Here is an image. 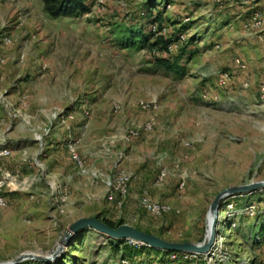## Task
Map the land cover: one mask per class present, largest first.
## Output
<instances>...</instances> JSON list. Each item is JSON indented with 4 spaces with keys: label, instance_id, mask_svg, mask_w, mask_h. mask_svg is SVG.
Segmentation results:
<instances>
[{
    "label": "rangeland",
    "instance_id": "rangeland-1",
    "mask_svg": "<svg viewBox=\"0 0 264 264\" xmlns=\"http://www.w3.org/2000/svg\"><path fill=\"white\" fill-rule=\"evenodd\" d=\"M87 6L77 17L51 18L41 0H0V148L11 151L0 158V177L15 179L0 192V263L22 253L49 257L68 224L96 213L169 241L199 243L220 191L264 180V0ZM158 12L160 33L178 35L158 55L182 56V77L152 70V52L118 45L117 26L155 31ZM58 123L67 133L74 128L73 141L63 143L75 177L52 175L42 159L45 129ZM162 168L168 174L159 181ZM25 169L36 173L35 187L21 177ZM121 172L130 183L117 206L112 199L120 196L109 199L105 175ZM143 192L178 213L152 216L139 206ZM250 193L262 201L254 216L240 215L229 228L218 225V213L212 264H261L264 242L253 226L264 220V189ZM124 256L129 264H166L159 252L121 246L117 253L90 229L54 260L14 264H122Z\"/></svg>",
    "mask_w": 264,
    "mask_h": 264
},
{
    "label": "trees",
    "instance_id": "trees-1",
    "mask_svg": "<svg viewBox=\"0 0 264 264\" xmlns=\"http://www.w3.org/2000/svg\"><path fill=\"white\" fill-rule=\"evenodd\" d=\"M41 2L43 12L51 18L77 17L89 10L87 6V0H41ZM162 20L163 18L159 14V12L156 13L153 16L152 21L155 25H157V28L155 31L149 32H144L142 29L132 26H117L118 45L122 48H135L137 50L146 49L154 54L152 60L149 61V65L151 66L152 70H160L165 73H171L177 75L178 77H182L184 75V68H182V66L179 64V60L182 56L164 57L158 55V53L161 52L169 53L170 46L178 37V35H176V32H173L169 36H164L160 33L162 30ZM183 51L184 50L181 49L179 55H183ZM227 200H234V197L229 196L221 200L220 210H222L224 202ZM259 203L260 202L258 201L255 202V204L257 205V212L259 210ZM94 216L111 227H116L123 223L121 219L115 222L111 221L110 219L104 217L101 213H97ZM136 228L139 229L138 227ZM145 232L150 233L149 231ZM254 234H256V237L258 238V242L264 241V222L258 223ZM107 240L110 246L117 253L119 252V247L121 246H124L125 249H131L140 253L155 251L154 249L149 248L148 246L143 244L139 246L130 245L127 243V240ZM169 254H171V252L164 251L163 255L160 256L162 257L160 262L166 261V263H169ZM123 259L130 261V259L126 257Z\"/></svg>",
    "mask_w": 264,
    "mask_h": 264
},
{
    "label": "water",
    "instance_id": "water-1",
    "mask_svg": "<svg viewBox=\"0 0 264 264\" xmlns=\"http://www.w3.org/2000/svg\"><path fill=\"white\" fill-rule=\"evenodd\" d=\"M264 189V180H258L255 182H250L243 185H237L233 187H228L220 191L212 200L210 204L209 211H212L211 222L209 231L206 232L204 238L201 242H191V241H169L157 235L147 233L136 227L122 223L116 227H111L102 220L96 218L95 216L80 217L70 224L67 225L65 232L60 239V245L57 246L56 250L49 257H44L42 255L34 253H22L15 259L9 262H2L0 264H14L16 262L25 259H34L37 261H51L54 260L59 253L62 251L63 247L67 246L71 239L77 235L79 232L85 231L87 229L94 230L95 232L103 235L106 239L114 240H133L146 245L154 250L165 251V252H186V253H206L215 240L217 235V217L220 211V203L226 197L235 196L236 194H246L253 191H258ZM209 213V212H208Z\"/></svg>",
    "mask_w": 264,
    "mask_h": 264
},
{
    "label": "built area",
    "instance_id": "built-area-1",
    "mask_svg": "<svg viewBox=\"0 0 264 264\" xmlns=\"http://www.w3.org/2000/svg\"><path fill=\"white\" fill-rule=\"evenodd\" d=\"M69 150L71 152L72 158L78 160V155L74 151L73 146L69 145ZM11 151L4 147L0 148V158L1 157H7ZM168 172L165 168H162L158 174L157 179L159 181H162L166 176ZM12 181H15L14 177H6L2 176L0 177V192L5 187L7 183H11ZM130 183V175L126 174L124 172H121L114 176L112 180H109L106 182L107 185V194L109 199H112L114 194L117 193L120 196V199L117 200L116 205L121 206L122 205V199L126 196L128 191V185ZM183 183L180 184L182 186ZM31 199L34 198V196L31 194ZM139 206L146 211L147 213L151 214L154 217H162L166 214H169L171 212L178 213L177 209L172 208L169 204L164 202H157L153 201L150 195L146 192H143L139 198ZM0 206H5V199L2 195H0ZM236 204L232 200H227L224 202L222 210L219 211L223 212V214L218 219V225L221 223L222 227L225 226L224 223L228 224L229 228L235 227L237 219V212H236ZM243 212L246 215L253 216L257 212V205L255 202H252L248 205H246L243 208ZM222 232V231H221ZM219 235V234H218ZM127 243L130 245H142L139 242L133 241V240H127ZM216 244V240L213 242V245L211 248L203 254L199 253H186V252H171L169 254V263L166 264H212L217 255V251L214 249ZM122 264H129V261L126 259L121 260ZM261 264H264V259L261 261Z\"/></svg>",
    "mask_w": 264,
    "mask_h": 264
},
{
    "label": "crops",
    "instance_id": "crops-1",
    "mask_svg": "<svg viewBox=\"0 0 264 264\" xmlns=\"http://www.w3.org/2000/svg\"><path fill=\"white\" fill-rule=\"evenodd\" d=\"M64 122L65 121L62 120V123H64ZM62 123H58V126H53V127L51 126L52 128L50 127V128H46L45 129V132H44V135L45 136L43 138L44 141H42L43 144H44V150H45V152H44V154L42 156V159L46 163L47 162H50L51 163V164H49V166H50V170L52 171V175L55 176V175L59 174L61 176H64V174H67V175L73 174V177H75L76 175L74 174V172H71L70 171V168H69L70 163H71L70 162V158H68V156L65 157V154L66 153L64 154L65 149H64V143H63L64 139H69L70 141H73V138L72 137H70V138H68V137L70 135L73 136V134L75 132H73L74 131V128L71 127L72 128L71 129V132L67 133L66 128H68V127L65 126L66 127L65 128L62 125ZM35 176H37L36 173H30V171L27 170V169H25L24 170V173H22V175H21V177L23 179H29L30 180L29 183H31V181H34V182L37 181L38 178L37 177L35 178ZM91 176L94 177L95 176V173L94 172L91 173ZM88 177L89 176L80 177L81 179H87V181H88V184L87 185L85 184V182H83V184H82L84 186H87V187L89 186L90 187V188L88 187L87 192L92 190L91 189V185H90V182H91L92 178H90L91 180L90 179L88 180ZM105 178H106L107 181H109V180H111V178L112 179L114 178V175H111L110 176L109 174H106L105 175ZM33 179H35V180H33ZM13 184H14L13 189H16L18 185L15 184V182H13ZM35 185H36V182L34 183L33 187H35ZM29 186H30V184H29ZM93 190L95 191L94 193H96L98 191L97 187H95ZM87 192H84V193L86 194ZM256 193L255 194L254 193L244 194V195H241L239 197H235L234 198L235 200H232V201H236V207H235V209H236L237 217L238 218H241L240 215L247 216L246 217L247 219L250 218L249 215H246L243 212V207L245 205H248V204H250L252 202H257V201L260 202L259 204L262 203L261 200L255 199ZM260 196L263 198V195L260 194L258 197H260ZM71 199H74V201H75L76 198H73L72 197ZM116 199H117V197H114L112 199V201L117 202ZM96 214H94V215H96ZM256 218H257V216H256ZM263 221L264 220H262L261 222H263ZM258 223H260V221ZM253 228L256 229L255 226H253ZM249 240H250V238H249ZM262 245H264V244H262ZM155 251H154V253L159 252L160 255H163V251H158V250H155ZM157 255H159V254H157ZM263 259H264V252H263L262 260Z\"/></svg>",
    "mask_w": 264,
    "mask_h": 264
},
{
    "label": "bare ground",
    "instance_id": "bare-ground-1",
    "mask_svg": "<svg viewBox=\"0 0 264 264\" xmlns=\"http://www.w3.org/2000/svg\"><path fill=\"white\" fill-rule=\"evenodd\" d=\"M211 214L212 211L210 210V212L207 215V220H206V224H207V231H209V227H210V222H211Z\"/></svg>",
    "mask_w": 264,
    "mask_h": 264
}]
</instances>
